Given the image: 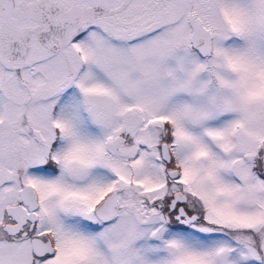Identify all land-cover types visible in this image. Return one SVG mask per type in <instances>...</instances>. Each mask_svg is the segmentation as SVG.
Wrapping results in <instances>:
<instances>
[{
  "label": "snow or ice",
  "instance_id": "snow-or-ice-1",
  "mask_svg": "<svg viewBox=\"0 0 264 264\" xmlns=\"http://www.w3.org/2000/svg\"><path fill=\"white\" fill-rule=\"evenodd\" d=\"M0 264H264V0H0Z\"/></svg>",
  "mask_w": 264,
  "mask_h": 264
}]
</instances>
